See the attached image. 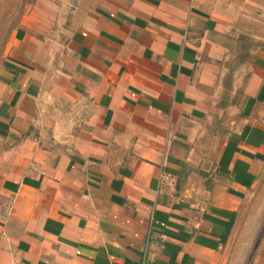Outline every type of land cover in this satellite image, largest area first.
I'll list each match as a JSON object with an SVG mask.
<instances>
[{
	"label": "crops",
	"instance_id": "crops-1",
	"mask_svg": "<svg viewBox=\"0 0 264 264\" xmlns=\"http://www.w3.org/2000/svg\"><path fill=\"white\" fill-rule=\"evenodd\" d=\"M264 174V0H33L0 65V264H227Z\"/></svg>",
	"mask_w": 264,
	"mask_h": 264
},
{
	"label": "rangeland",
	"instance_id": "rangeland-1",
	"mask_svg": "<svg viewBox=\"0 0 264 264\" xmlns=\"http://www.w3.org/2000/svg\"><path fill=\"white\" fill-rule=\"evenodd\" d=\"M33 0H0V65L21 14ZM227 264H264V174L239 211V218L227 245Z\"/></svg>",
	"mask_w": 264,
	"mask_h": 264
}]
</instances>
